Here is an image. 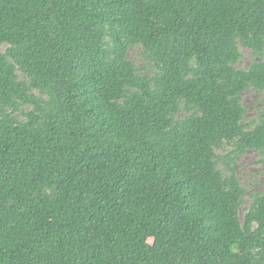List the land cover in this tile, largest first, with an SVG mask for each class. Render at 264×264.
I'll list each match as a JSON object with an SVG mask.
<instances>
[{"label": "trees", "instance_id": "obj_1", "mask_svg": "<svg viewBox=\"0 0 264 264\" xmlns=\"http://www.w3.org/2000/svg\"><path fill=\"white\" fill-rule=\"evenodd\" d=\"M249 89L264 0H0V264H264Z\"/></svg>", "mask_w": 264, "mask_h": 264}, {"label": "rangeland", "instance_id": "obj_2", "mask_svg": "<svg viewBox=\"0 0 264 264\" xmlns=\"http://www.w3.org/2000/svg\"><path fill=\"white\" fill-rule=\"evenodd\" d=\"M244 57L239 63L241 68H248L251 63L255 61V57L251 51L243 49ZM130 58L136 61L139 67H145V60L142 57V50L139 47L133 48L129 54ZM243 103L247 109L246 121L253 122L258 116L261 108L264 106V93L255 89H249L245 92ZM223 152L220 151L219 155ZM237 168L240 179L247 190V196L242 208V215H244L252 201V196L264 190V155L256 151L246 152L237 161Z\"/></svg>", "mask_w": 264, "mask_h": 264}]
</instances>
